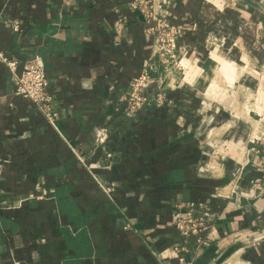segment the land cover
I'll return each mask as SVG.
<instances>
[{
	"label": "crops",
	"instance_id": "1",
	"mask_svg": "<svg viewBox=\"0 0 264 264\" xmlns=\"http://www.w3.org/2000/svg\"><path fill=\"white\" fill-rule=\"evenodd\" d=\"M133 1L0 0V52L43 59L59 112L56 128L0 58V264H179L181 245L264 264V0H159L187 70L154 57L166 102L129 116L153 49ZM188 202L214 213L204 244L173 224Z\"/></svg>",
	"mask_w": 264,
	"mask_h": 264
},
{
	"label": "built area",
	"instance_id": "2",
	"mask_svg": "<svg viewBox=\"0 0 264 264\" xmlns=\"http://www.w3.org/2000/svg\"><path fill=\"white\" fill-rule=\"evenodd\" d=\"M131 6L143 14L146 33L153 39L152 54L140 74L130 81L129 91L125 96L126 114L134 116L145 107L162 106L166 102L165 75L156 76L152 73L154 67L152 59L158 57L167 74L173 73L175 69L185 72L187 70L185 62L187 49L179 45L180 30L170 21L163 2L134 0ZM17 27L18 25L15 26ZM0 58L10 69L16 85V94L31 100L48 121L57 128L59 112L55 109L53 97L49 92V80L43 59L38 55L28 57L19 68L17 60L7 57L2 52H0ZM107 135L105 131L100 133L97 141L104 142ZM257 152L261 156L260 165L264 170V139L260 141ZM22 201L23 199H20L14 205H21ZM213 216L212 209L205 203H178L174 210L173 224L183 237H195L201 245L205 242L203 234L209 230ZM175 250L179 254V264H192V261L184 254L185 246H176Z\"/></svg>",
	"mask_w": 264,
	"mask_h": 264
}]
</instances>
